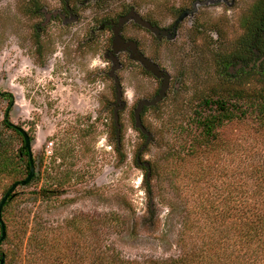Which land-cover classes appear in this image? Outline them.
Listing matches in <instances>:
<instances>
[{
  "label": "rangeland",
  "instance_id": "374dc122",
  "mask_svg": "<svg viewBox=\"0 0 264 264\" xmlns=\"http://www.w3.org/2000/svg\"><path fill=\"white\" fill-rule=\"evenodd\" d=\"M260 1L264 6V0H0V146L16 153L24 143L3 123L9 101L2 92H8L10 122L33 138L36 165L33 180L19 186L3 210L5 264H56L70 251L87 255L94 239L129 259L178 257L184 245L222 239L232 219H215L208 210L225 208L223 198L236 204L238 179L248 182L247 194L254 189L245 173L264 164V128L258 130L252 118L229 123L222 146L184 157L198 133L187 124L203 96L264 87L262 72L237 74L223 65V59L243 55L264 12L253 13ZM193 6L197 13L185 18L172 45L135 24L146 15L165 25ZM125 16L122 32L101 29ZM194 22L202 28L193 31ZM112 37L131 51L112 59ZM136 42L169 71L165 78L172 75L165 98L142 114L153 134L143 150L146 138L134 112L160 86L147 64L160 65L140 58ZM138 156L154 166L153 194ZM206 161L215 165L207 168ZM175 165L178 176L171 172ZM12 184L0 179V200ZM110 214L119 222L108 223ZM88 216L97 218L98 235L86 229ZM186 224L192 227L185 230ZM73 243L83 248L77 251ZM228 244L227 255L233 251Z\"/></svg>",
  "mask_w": 264,
  "mask_h": 264
},
{
  "label": "trees",
  "instance_id": "16d2710c",
  "mask_svg": "<svg viewBox=\"0 0 264 264\" xmlns=\"http://www.w3.org/2000/svg\"><path fill=\"white\" fill-rule=\"evenodd\" d=\"M262 7V2H258L253 8L254 15H257L262 10ZM255 23L257 24V21ZM258 34L260 32L257 29L252 30V38L247 40L246 43L244 42L243 53L251 51L257 45L256 36ZM259 48H261L260 45ZM232 62L233 58L231 57L223 59L225 69L228 70ZM227 70H225V73L230 75ZM261 75H264V72ZM2 95L9 101L4 113L3 123L7 128L23 138L18 127L10 122V111L13 105L12 94L2 92ZM198 105L193 113L192 121L187 124L189 129H192V126H196L198 133L193 136L188 147V153H185L184 157L190 154L195 155L202 148L215 150L218 146H222V131L229 123L252 118L257 123L258 130L264 128V87L253 93L239 89L234 90V92L223 90L219 94L203 96ZM139 131L142 137L146 138V135L140 129ZM31 140H33L32 137ZM116 150L119 153L121 151L118 143ZM213 165H215V162H205L207 168H212ZM151 167L154 168L153 165ZM30 168L29 152L25 147V141L16 153L0 146V179L2 177L9 178L13 180V183L23 180L28 176ZM142 168L148 172L146 166L142 165ZM248 171H246L245 175L250 174V180L253 179L255 184L254 189L249 194H247L248 189L246 188L248 182L238 179L234 198L236 204L234 203L231 206L233 199L223 198L225 200V208L222 207L221 210H218L216 207L214 211H211V208L208 210V213L215 219L221 218L226 221L227 219H232L230 223L232 226H229V228L228 226L226 228L223 226L221 240L219 238L203 240L202 245L191 249L184 245L183 254L178 257L129 259L122 257L114 249L103 246L100 239H94L93 244L89 245L88 243L86 246L87 255H84L81 250L79 254L72 256L70 251L68 252L70 255L64 253L56 257L55 262L56 264H264V164ZM171 172L173 176H176V173L177 176L180 174L177 165L171 169ZM238 174L239 177H242V174ZM144 182L147 191L153 194L152 176L148 177L145 174ZM240 189L242 190L240 191ZM43 191L40 190L37 193L43 195ZM48 192L54 193L55 191L48 190ZM15 196L16 191L8 198L3 210ZM96 219L95 216L90 218L88 216L85 217L84 221L87 224L86 229L96 232L98 235L99 230ZM119 220L120 218L116 214H110L107 217L108 223L119 222ZM189 227L192 226L186 224L185 230ZM231 241L233 242V251L227 255L225 253L226 248L231 245L228 244ZM75 244L73 243V249L80 251V247L83 248L82 244ZM3 253L0 250V257Z\"/></svg>",
  "mask_w": 264,
  "mask_h": 264
},
{
  "label": "flooded vegetation",
  "instance_id": "af4514ba",
  "mask_svg": "<svg viewBox=\"0 0 264 264\" xmlns=\"http://www.w3.org/2000/svg\"><path fill=\"white\" fill-rule=\"evenodd\" d=\"M262 5H263V3H262ZM193 7H194L193 9L188 7V9L186 11H184L178 17V19H174L165 25L161 22L159 23V22L152 20L151 17L146 16V15H141L139 17V19H137V22L135 24L137 25L138 28H144V29L148 30L155 37V38L154 37L153 38L156 40V42H158L160 44L164 43L166 45H168V44L172 45L173 41H175V39L179 35V31L184 24L185 18L187 16H190V15L192 16V15L197 13V10H198L197 7H195V6H193ZM263 9H264V6H263ZM65 10L66 11L68 10L71 12L72 8L70 7V5L66 4ZM120 19L119 20L118 19L117 20L110 19V20L106 21L101 26V29L110 28L111 30H113V35L115 34V31L122 32L125 24H123V25L120 24L119 23ZM145 24H147V25H145ZM191 27H192L193 31L196 30V27L198 29L202 28V26L200 25L199 22L197 23V26H196L195 22L192 23ZM254 29H257L258 32H260V34H258L256 36L257 45H255L251 51L243 53L242 56H239V57H236L235 59H233V62L229 66V67L232 66V69L234 67L235 73H237V74H240V72H244L246 74V73H249L250 71H253V70L264 72V12H263L262 17H259V19L257 20V24H255ZM136 43H137L136 44V49H137L136 53L138 54V56H140V58L141 57H147L148 59L150 58L151 59L150 61H154V62L159 63L160 66L157 65L158 70H160V68L163 69L162 70L163 75H158L159 77L157 76V74L153 73L150 70L153 73V75L156 76V78L159 80V84H160L155 95L160 93V90L162 89L163 85H165L167 87L166 88V95H167L168 90L170 88L172 75L169 74V77L165 78V75H168L169 71L167 70L168 72H167V74H165L164 72H166V69L161 65V63L159 62V59L154 57V55L149 54L147 51H145L144 48L141 46V44H139L141 42H136ZM259 45L261 46V48H259ZM125 49H127V47H123L119 43L116 44L114 41V38L113 37L111 38V48L108 51V53H110L109 55L111 56L112 59L117 60L115 53L125 51ZM126 51L129 52V51H131V49H127ZM165 96L163 98H165ZM156 106L157 105H153L152 107H156ZM148 108H151V106L145 107L143 113Z\"/></svg>",
  "mask_w": 264,
  "mask_h": 264
},
{
  "label": "water",
  "instance_id": "95a60500",
  "mask_svg": "<svg viewBox=\"0 0 264 264\" xmlns=\"http://www.w3.org/2000/svg\"><path fill=\"white\" fill-rule=\"evenodd\" d=\"M130 14H128L127 16H130ZM122 17L120 19V24L123 23V21L125 20ZM147 25V24H145ZM148 68L155 74L157 75H161V71L158 70V68L156 66H153L152 64H147ZM166 86L163 85L162 89L160 90V93L157 94L156 96H154L152 99H148V100H142L138 103L137 108L135 109L134 112V116H135V125L138 129L141 130V132L143 134L146 135V144L142 147V150L147 146V144L153 139V134L146 128V126L143 123L142 120V114L144 111V108L147 106H152V105H156L161 99H163V97L166 95ZM122 96V90H121V86L120 84H118V98L120 99ZM120 101V100H119ZM117 113V111H116ZM116 119H118V116L116 115ZM19 131L21 132V134L23 135L24 141H25V147L29 152V158H30V163H31V168H30V172L28 174V176L23 179V180H19L16 181L12 184V186L7 190V192L5 193V195L2 197L1 201H0V226H1V231H2V235L0 238V243L6 238L7 236V231H6V224L5 221L3 219V207L6 203V201L8 200V198L14 194V192L17 190V188L19 186H26L28 185L33 178L36 175V165H35V161H34V156H33V151H32V140L30 135L27 133L26 130H24L21 127H18ZM138 159V163H142L143 166H146L148 168V172H147V176L150 177L151 175V163L148 161L145 162H141L140 157H137ZM6 263V255L3 253L0 257V264H5Z\"/></svg>",
  "mask_w": 264,
  "mask_h": 264
}]
</instances>
